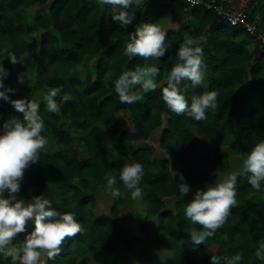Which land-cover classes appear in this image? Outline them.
Returning a JSON list of instances; mask_svg holds the SVG:
<instances>
[{
    "label": "trees",
    "instance_id": "1",
    "mask_svg": "<svg viewBox=\"0 0 264 264\" xmlns=\"http://www.w3.org/2000/svg\"><path fill=\"white\" fill-rule=\"evenodd\" d=\"M147 3L145 12L143 6L134 5L130 11L135 12V21L120 29L112 21L115 10L99 0H0V60L10 71L4 83L5 88L14 89L9 94L11 100L30 99L29 85L33 83L34 90H42L45 96L52 88L62 87L58 102L64 95L72 97L52 115L45 111L44 100L36 101L45 124L42 135L48 144L40 152V162L25 170L17 199L29 203L33 197L44 195L53 208L75 214L77 222L82 223L83 232L65 238L60 254L47 264H120L118 252L142 258L149 247L165 250L170 258L153 257L148 264H210L211 256L235 254L241 256L240 264H261L255 251L264 240V201L256 196H264V188L253 189L244 172L238 173L236 204L225 224L199 246L192 244L189 231L202 228L185 217L184 208L197 190L221 183L232 174L233 160H244L257 143L264 142V45L204 8L188 9L176 0ZM33 6H48L46 15L38 21L47 30L34 42V53L24 38L22 19ZM174 7L189 11L184 32L207 41L203 85L193 87L188 81L179 85L189 103L193 96L217 92L216 108L209 109L202 121L171 112L162 99L184 40H178L175 32L167 34L165 56L153 58L160 69L157 83L163 85L146 97L133 86L130 92L139 97L133 104L121 103L115 92L114 82L121 73L150 66L142 57L124 55L130 35L145 23H156L160 19L157 13ZM248 15L264 29L262 21ZM49 28L56 35L48 32ZM252 44L256 45L253 51L249 48ZM10 53L21 63L13 65ZM94 59H98L95 74L89 66ZM38 66L30 82L18 83L20 73L27 76ZM120 111L131 113L135 132L119 133ZM13 117L22 118V114L10 103L0 101V124ZM157 129H162L160 148L168 152L169 159H157L151 149L133 144L146 141ZM134 162L144 168L142 197L133 200L120 182L121 197L113 198L108 214L95 216L92 208L96 189L111 193L105 177H118L125 164ZM184 182L192 191L181 198L178 186ZM137 201L146 208V221L139 226L138 235H133L124 230L120 216L128 202ZM170 203L173 208H169ZM33 227L29 222L16 242H21ZM8 258L0 256V264H9Z\"/></svg>",
    "mask_w": 264,
    "mask_h": 264
},
{
    "label": "clouds",
    "instance_id": "2",
    "mask_svg": "<svg viewBox=\"0 0 264 264\" xmlns=\"http://www.w3.org/2000/svg\"><path fill=\"white\" fill-rule=\"evenodd\" d=\"M143 0H99V3L112 7L115 11L112 21L120 29H126L135 19V12L130 11L134 5ZM167 32L158 23H145L137 27L130 35V41L124 48V55L161 59L167 52L165 45ZM203 36L184 34L175 63L167 78V87L162 90V99L171 112L187 115L195 121L205 120L209 109H215L218 94L215 91L193 96L189 103L184 91L179 87L182 81L191 82L193 87L204 83V44ZM10 62L21 63L14 53L8 55ZM10 71L0 60V101L8 102L22 114L0 124V256L9 257L12 264H41L42 252L47 253L48 260H54L61 252L65 238L76 237L83 232L82 223L77 222L73 213H62L52 207V202L44 195L35 196L31 202L17 199L21 191L24 173L27 168L40 162L39 155L45 149L48 140L42 135L45 124L40 116V104L34 100H11L14 89L5 88L4 81ZM160 69L155 66L137 67L125 71L114 82L115 92L121 103L133 104L139 97L130 89L133 86L148 92L157 88V77ZM26 82V73L18 75V83ZM63 91L62 87L52 88L44 97L46 110L58 113L61 103H68L72 97L64 95L60 102L56 97ZM243 172L247 175L248 184L257 191L264 188V142L257 143L243 160ZM238 173L230 174L221 183L206 185L196 191L192 200L184 208L185 217L198 224L202 230L189 231L190 241L199 246L209 237H214L222 228L236 204ZM144 168L139 162L125 164L119 176H106L107 189L113 198L119 199L121 191L118 183L127 189L133 200L141 198L143 189ZM181 198L192 191L186 183L178 186ZM7 194V195H6ZM31 222L34 227L21 242L17 243L20 234L26 232V225ZM257 259L264 264V240L259 242L255 251ZM240 264L241 256H211L210 264Z\"/></svg>",
    "mask_w": 264,
    "mask_h": 264
},
{
    "label": "rangeland",
    "instance_id": "3",
    "mask_svg": "<svg viewBox=\"0 0 264 264\" xmlns=\"http://www.w3.org/2000/svg\"><path fill=\"white\" fill-rule=\"evenodd\" d=\"M148 0H143V2L139 6H143L144 12L148 10ZM215 1V0H212ZM220 1L221 0H216ZM256 1V2H255ZM231 4L229 5L231 8L238 10L240 7H244V9L248 10L249 13L255 15L257 20L262 21L264 23V3L260 0H230ZM255 2V4H254ZM223 4H228L227 0L223 1ZM232 5V6H231ZM254 5V6H252ZM48 6L45 7H36L33 6L30 9L26 10L23 15V23L25 25V34L24 38L26 41L32 46V53L35 52L34 42L38 41L42 38V36L46 33V28H43L39 25V19L43 18L46 15ZM160 19L156 22L159 26L167 32V34L175 32L178 35V40L184 39V28L189 25V11L185 9H181L180 7H174L169 12H159L157 13ZM158 15L155 16L158 17ZM264 26V25H263ZM48 32L55 34L52 28L48 29ZM56 35V34H55ZM256 45H250V49L253 51ZM147 63L150 66L157 67V63L153 58L147 59ZM90 69L93 70V74L96 73L98 66V59H94L90 64ZM40 66H38L34 73L33 69L30 70V73L26 76V81L30 82L32 75H36L38 73ZM86 73V72H84ZM34 85V83H33ZM29 85V90L31 92V98L29 100L40 101L44 100L45 93L40 90H34V86ZM163 84L157 83V88H160ZM155 89V90H156ZM153 90L148 92H144L143 90H139V94L141 96H148ZM45 101V100H44ZM46 102V101H45ZM46 110V104L44 106ZM117 119L119 123V133L122 134L124 132L133 133L136 131V127L132 118V115L129 111H120L117 114ZM162 129H157L153 133L150 134V137L146 141H139L133 143L136 148H149L153 151L154 157L159 159H169V155L167 151H162L160 148V138H161ZM116 140H113L112 145H115ZM116 155H114L115 157ZM174 170V168H173ZM232 173H243V160L241 158H237L232 162ZM223 180V177L221 178ZM256 198L264 201V196H256ZM96 203L92 208V213L95 216H100L102 214H108L111 206L113 204V197L111 193L107 190H104L101 187L96 189ZM169 208H173V203L169 204ZM146 208L141 203V201L137 202H128L126 206L123 207L121 216H120V224L124 228L125 231L130 232L133 235H138L139 226L146 221ZM120 264H148V261L153 257L159 258L161 260H167L170 258V254L165 250H159L155 247H149L147 249V254L142 258H134L132 256H127L121 252H118L116 255ZM5 258V257H4ZM9 259V264H12L11 259ZM48 257L46 252H42L41 255V264H47ZM86 264H94L91 261H88Z\"/></svg>",
    "mask_w": 264,
    "mask_h": 264
},
{
    "label": "built area",
    "instance_id": "4",
    "mask_svg": "<svg viewBox=\"0 0 264 264\" xmlns=\"http://www.w3.org/2000/svg\"><path fill=\"white\" fill-rule=\"evenodd\" d=\"M183 3L188 9L204 8L206 11L215 13L229 27H237L255 37L257 41L264 45V29L259 28L255 21L250 20L246 9H232L217 1L205 0H176Z\"/></svg>",
    "mask_w": 264,
    "mask_h": 264
},
{
    "label": "crops",
    "instance_id": "5",
    "mask_svg": "<svg viewBox=\"0 0 264 264\" xmlns=\"http://www.w3.org/2000/svg\"><path fill=\"white\" fill-rule=\"evenodd\" d=\"M208 1H212V0H208ZM223 1H226V0H223ZM230 0H227V2H228V4H227V6L228 7H230L229 5L231 4L230 2H229ZM221 2H222V0H221ZM232 6V5H231ZM231 8V7H230ZM245 8V6L244 7H240L239 9H244ZM233 9V8H232Z\"/></svg>",
    "mask_w": 264,
    "mask_h": 264
}]
</instances>
